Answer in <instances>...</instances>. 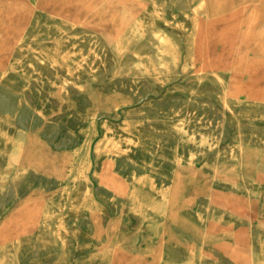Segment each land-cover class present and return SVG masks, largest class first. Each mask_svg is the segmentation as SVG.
Returning <instances> with one entry per match:
<instances>
[{
    "label": "rangeland",
    "instance_id": "obj_1",
    "mask_svg": "<svg viewBox=\"0 0 264 264\" xmlns=\"http://www.w3.org/2000/svg\"><path fill=\"white\" fill-rule=\"evenodd\" d=\"M30 1L22 42L0 62V222L29 196L37 221L29 235L0 244V264H236L215 250L200 253L199 241L180 231L155 262L149 251L173 180L187 194L216 171L240 174L242 153L263 162L264 99L221 97L234 77L264 88L258 30L204 62L192 46L204 0H52L50 12ZM23 144L24 157L46 171L12 159ZM105 175L125 192L105 188ZM230 188L216 179L219 192ZM204 203L199 195L181 214L198 225Z\"/></svg>",
    "mask_w": 264,
    "mask_h": 264
},
{
    "label": "bare ground",
    "instance_id": "obj_2",
    "mask_svg": "<svg viewBox=\"0 0 264 264\" xmlns=\"http://www.w3.org/2000/svg\"><path fill=\"white\" fill-rule=\"evenodd\" d=\"M30 2H31L30 0H0V62H1V58L3 56H5V55H8V56L10 55L11 56V54L13 52H16L15 51L16 47H18L21 44V42H22L21 23L24 22V20H25L26 16L28 15V13L31 12V10H32L31 7H30ZM51 3H52V0H37L36 9L37 10H41L43 12H50ZM178 3L179 2H177V4ZM180 6H182V5H180ZM203 11H204L203 12V17L199 21L197 29H196V31H195V33L193 35V39H192L193 52H194L195 57L197 59H199V60L202 59L204 62L206 60H208L209 55L214 50H216V48H218V47H220V52H221L220 56H223V55L231 52V50L233 49V43L236 40L241 42L243 35L246 33L247 30H250V29L258 30V33L260 34V38L264 39V0H204L203 1ZM258 11H260V12L258 13L259 17L257 19L255 17V14ZM169 18H170V16H169ZM183 18H184V16H183ZM70 23L75 25V20L74 19L70 20ZM78 33H80V32H78ZM107 53H108V51H107ZM103 58H104V56H103ZM45 61H47V60H45ZM189 61H190V59H189ZM97 63H98V61H97ZM16 65H17V63H16ZM107 68H109V67H107ZM87 69H88V67H87ZM42 70H44V69H42ZM1 76H2V74H1ZM13 76L14 75H12V77ZM62 77H63V75H62ZM195 77H196V75H195ZM252 77H253V74H252V72H250V78H252ZM172 78H174V77H172ZM106 79H107V77H106ZM213 79H215V78H213ZM75 81H77V80H75ZM23 83H25V82H23ZM119 85L117 87H119ZM47 86H48V84H47ZM221 88H222L221 89V97H222L223 100H226L228 97H239V96H243L245 98L252 99V100L264 99V88L262 86H259L256 83H252L251 85L242 84L240 82V80H238L236 77H234L228 83V85L222 84ZM150 89H152V88H150ZM196 90H198V89H196ZM126 91H127V89H126ZM3 94L6 95V93H3ZM26 97H27V95H26ZM175 98H176V96H175ZM55 103H57V102H55ZM176 103H177V101H176ZM161 105L163 106V104H161ZM205 110H207V108ZM50 112H51V110H50ZM223 117H224V114H223ZM49 120H51V119H49ZM26 122H27V120H26ZM49 123H51V122H49ZM239 126H241V125H239ZM157 127L160 128L159 126H157ZM244 128H246V127H244ZM144 130H145V128H144ZM174 130L176 131V129H174ZM151 131H153V130H151ZM44 132H46V131H44ZM113 132H115V131L113 130ZM207 134H209V131H208ZM40 135H41V133H40ZM159 135H161V134H159ZM168 135H169V133H168ZM168 135L166 134V136H168ZM163 137H164V134H163ZM47 142H48V140H47ZM172 142L174 143V141H172ZM232 143H233V141H232ZM57 147H58V145H57ZM133 148H135V147L133 146ZM26 150H27V145L23 144V147L21 148L19 154L17 152L15 154H13L12 159L14 161H16V162H19V163L22 162L24 165H26L28 167H31V168H34V169H37V170H40V171H42V170L46 171L38 163V161H36V160H28L27 157H24V154H26ZM226 150H227V148H226ZM251 156H252L251 154L250 155H247V154H244V153L241 154L242 160H241V169H240V172H239L240 174H230L229 175V174H222V172H217L216 171L214 176L212 177V179L207 180V178H203L196 185V188L194 190H192V191H188L187 194L182 193L180 188H179V185L177 183V180H173L172 184L170 185V187L168 189V192L166 193V195L163 196L164 202H165V209H164V215H163V218H162V230H161V233L158 235L157 243H153L152 242V245L150 247L149 253H150L151 263L153 261L155 262L157 260V258L160 256L161 250L166 245L165 244L166 242H168L172 246H176V244L178 243L177 231H180V232H182L184 234H187V235H189V236H191V237H193V238H195L196 240L199 241V244L201 245V248H202V250H200L199 252L202 253V254L208 248V250H215L218 253L224 255V257H227V259H229L230 261H232L233 263H236V264H264V204L259 199V195L262 192V185L264 183V157H263V162L260 165H257L250 159ZM247 159H250V160L247 161ZM125 161H127V160H125ZM54 169L55 168H53V169H51L50 171H47V172H51V174H53V173H55ZM139 169L140 168H138V170ZM29 174H31V173H29ZM216 179L222 180V181L223 180L226 181L227 184L229 186H231V188L229 190L225 191L224 193L219 192L217 189H215ZM53 182H54V180H53ZM102 183L105 186V188H107L108 190H110L114 194L121 195V194H123L125 192V189H126L125 185L122 182H120L113 175H109V176L105 175L104 178H103ZM247 183H249L250 188L246 189V193H242V194L241 193H237V191H236L237 187L238 186H246ZM108 193H109V191H108ZM199 195H203L204 196L205 203L203 205V216L200 217L201 218V223L198 224V225H195V224H192L186 217H184L181 214V209H183V208H191L193 206L194 202H195L196 197L199 196ZM88 198L90 199V197H88ZM124 200H125V198H124ZM3 202H4V200H3ZM35 203L36 202L34 200H32V196L24 198L22 201H20L17 204L18 208L16 207L17 209L15 210V212H12L11 214L7 215L0 222V244L6 243L8 241L19 239L21 237H25V236L29 235L33 231V229L36 226V221H37V213H36V209H35V206H36ZM82 204L83 203H81V205ZM83 208H84V206H83ZM124 210H126V209H124ZM225 212H228L229 215H226ZM260 213L263 214V219H259L258 215ZM235 217H237L238 219H241V220H245L246 224L245 225H240L239 227L236 228ZM136 220H139V219H136ZM124 237H126V236H124ZM198 256H199V254H198Z\"/></svg>",
    "mask_w": 264,
    "mask_h": 264
},
{
    "label": "crops",
    "instance_id": "obj_3",
    "mask_svg": "<svg viewBox=\"0 0 264 264\" xmlns=\"http://www.w3.org/2000/svg\"><path fill=\"white\" fill-rule=\"evenodd\" d=\"M225 214L229 215L228 212H225ZM235 221H236V228L239 227L240 225H245L246 224L245 220L238 219L237 217H235Z\"/></svg>",
    "mask_w": 264,
    "mask_h": 264
}]
</instances>
